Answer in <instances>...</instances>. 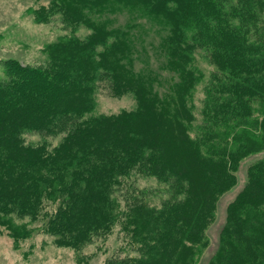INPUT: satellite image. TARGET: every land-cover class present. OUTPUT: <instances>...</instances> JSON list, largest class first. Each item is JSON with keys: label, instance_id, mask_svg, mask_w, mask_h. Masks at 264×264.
Instances as JSON below:
<instances>
[{"label": "trees", "instance_id": "obj_1", "mask_svg": "<svg viewBox=\"0 0 264 264\" xmlns=\"http://www.w3.org/2000/svg\"><path fill=\"white\" fill-rule=\"evenodd\" d=\"M124 10L132 20L113 26ZM55 15L70 32L44 47L43 66L3 62L0 231L15 247L41 231L77 252L120 225L135 254L105 264H198L220 196L243 159L264 151V0H47L33 11L36 22ZM139 18L160 33L162 68L177 76L166 91L135 69ZM197 50L214 67L199 121ZM100 87L130 93L134 107L95 111ZM30 131L60 139L27 141ZM138 177L156 181L160 203ZM205 264H264V156L249 164Z\"/></svg>", "mask_w": 264, "mask_h": 264}, {"label": "rangeland", "instance_id": "obj_2", "mask_svg": "<svg viewBox=\"0 0 264 264\" xmlns=\"http://www.w3.org/2000/svg\"><path fill=\"white\" fill-rule=\"evenodd\" d=\"M46 3L47 0H0V80H3L4 77L3 62L6 59H15L27 65L43 66L47 61L44 47L59 36L70 32L62 23L59 15H55L46 23L34 20V9ZM131 20V14L124 10L113 15V26ZM138 20L141 26L138 30H134L139 43L135 69L138 72L154 75L157 81L156 89L159 92L166 91V88L177 80V76L172 71L168 72L162 68L164 57L157 47L160 33L156 30L153 31L148 20L142 18ZM87 31V29L80 28L76 34L84 36ZM195 64L203 72L201 82L192 93L193 112L196 113V119L199 121V109L204 97L203 87L214 72V67L205 59L203 51L196 53ZM95 98V111L97 112L116 113L122 109L134 107V100L130 93L115 96L107 87H100L95 93ZM24 137L27 141L32 142L46 139L52 144L57 143L60 139L59 134L52 136L37 131L25 133ZM261 156H264V151L244 158L236 173L237 183L220 196L217 202L216 217L206 231L209 246L202 252L198 264H205L214 252L221 226L226 218L227 205L243 187L249 164ZM135 185L140 190H150V200L155 203H160L165 196L162 195L156 181L150 177L136 178ZM155 186L158 194L151 191ZM118 194V199L124 208L127 196L123 197L121 190H118ZM132 246L120 225H115L112 232L106 236L93 238L77 252L71 247L57 246L50 235L41 231L36 232L31 238L15 247L9 235L5 231H0V264H78V259L81 257L80 264H105L110 257L134 255Z\"/></svg>", "mask_w": 264, "mask_h": 264}]
</instances>
